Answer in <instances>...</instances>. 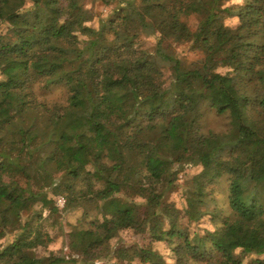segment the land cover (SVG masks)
<instances>
[{"label": "trees", "instance_id": "obj_1", "mask_svg": "<svg viewBox=\"0 0 264 264\" xmlns=\"http://www.w3.org/2000/svg\"><path fill=\"white\" fill-rule=\"evenodd\" d=\"M89 1L110 17L88 25ZM50 85L65 99L36 94ZM10 92L20 110L0 121V154L26 152L0 175L32 169L38 193L0 191L3 228L17 230L0 264H264V0H0V94ZM203 101L226 115L225 131L200 128ZM100 114L122 121L118 149ZM224 176L220 202L208 187ZM44 209L77 214L67 253L36 252L53 240Z\"/></svg>", "mask_w": 264, "mask_h": 264}, {"label": "rangeland", "instance_id": "obj_2", "mask_svg": "<svg viewBox=\"0 0 264 264\" xmlns=\"http://www.w3.org/2000/svg\"><path fill=\"white\" fill-rule=\"evenodd\" d=\"M20 4V3H19ZM29 2H26L24 6L29 5ZM21 5V4H20ZM84 7L86 9L92 10L95 13L94 18L88 22V25L90 26H97L99 24V19H108L111 15V7L104 5L101 1L96 2H86ZM226 27L229 31V34L226 39V43L229 46H233L235 43V37L233 34V29L235 27L236 18L230 17L227 18L226 21ZM15 27L18 29V31L23 32V25L20 23H15ZM202 55L200 52H192L188 54L189 59H200ZM245 61L244 54L242 52H239V55L237 59L234 61V64L239 66L242 65ZM173 69V64L169 61L163 62V70L166 73L168 77L171 75V71ZM169 81V78L167 79ZM37 95L40 97H43L44 99L48 100L49 102H55V101H62L65 99V90L62 86L59 85H50L47 88H42L40 90L37 89ZM20 110V99L17 96L16 93L10 92L5 95L0 94V121L2 120H13L16 118L19 114ZM200 112L201 117L199 121L200 128L207 132L209 130L214 131H225L228 128V120L226 115H218L213 109H211L207 102L203 101L200 105ZM67 114V110H63L59 113L58 118L61 119ZM99 121L105 123L111 132V135L108 137V141L110 143H113L115 147L118 149L120 142L118 138V133L120 126L122 124V121L117 118L114 115L110 114H100L96 117ZM16 148L18 149V154H11L7 151L1 152L0 154V164L4 163L7 160H14L16 161L17 155L21 156L25 154L26 150L22 148V144L18 143L16 145ZM170 151L175 155L176 154V148L174 146L169 147ZM42 153H45L43 149H41ZM101 168V160L95 159L94 162L91 164V168ZM193 173H197V169H190L189 175H192ZM52 178L56 181L60 179V176L58 175H52ZM179 182L183 183L184 179L186 178L185 174L181 173L178 176ZM225 176L221 179L220 182L213 184L208 187V189H212L219 198L220 202H223L225 200L224 193L225 191ZM3 189H15L18 190L21 195L23 196H29L31 194L38 193L37 189V181L33 175V170L31 169L29 171V175L25 176L23 174H16V175H0V191ZM224 194V195H223ZM52 195V194H49ZM58 198L63 199L62 196L56 197V204L58 205ZM64 204V202H63ZM40 205V203H38ZM58 207H63L58 205ZM89 214L92 213V211H88ZM44 218L42 222V226L47 229L50 234L52 235V242L48 245L47 248L38 247L36 249V252L40 255L47 254L49 251H55V252H61V253H67L68 250L67 247V231L70 228L68 223H72L77 219V214L74 213H67L65 212L64 215L60 216L59 214L56 215H50L46 209L43 211ZM81 217H79L80 219ZM52 220H55V223H52ZM89 222V217L80 221L82 226H87ZM208 225V221L206 222ZM3 225L0 220V232L3 233L0 235V248L4 246L5 244L9 243L11 239L15 236L17 230L15 229H4ZM128 243L133 241L134 238L127 237ZM99 264H103V262H100Z\"/></svg>", "mask_w": 264, "mask_h": 264}, {"label": "built area", "instance_id": "obj_3", "mask_svg": "<svg viewBox=\"0 0 264 264\" xmlns=\"http://www.w3.org/2000/svg\"><path fill=\"white\" fill-rule=\"evenodd\" d=\"M57 202H58V205L63 206V202H64L63 199L58 198Z\"/></svg>", "mask_w": 264, "mask_h": 264}]
</instances>
